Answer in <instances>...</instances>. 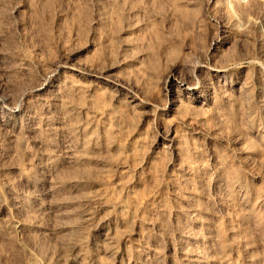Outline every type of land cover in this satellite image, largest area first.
I'll return each mask as SVG.
<instances>
[{"label":"rangeland","instance_id":"1","mask_svg":"<svg viewBox=\"0 0 264 264\" xmlns=\"http://www.w3.org/2000/svg\"><path fill=\"white\" fill-rule=\"evenodd\" d=\"M0 264H264V0H0Z\"/></svg>","mask_w":264,"mask_h":264},{"label":"bare ground","instance_id":"2","mask_svg":"<svg viewBox=\"0 0 264 264\" xmlns=\"http://www.w3.org/2000/svg\"><path fill=\"white\" fill-rule=\"evenodd\" d=\"M39 89V88H38ZM40 90V89H39Z\"/></svg>","mask_w":264,"mask_h":264}]
</instances>
